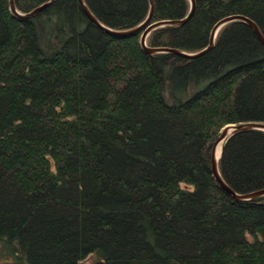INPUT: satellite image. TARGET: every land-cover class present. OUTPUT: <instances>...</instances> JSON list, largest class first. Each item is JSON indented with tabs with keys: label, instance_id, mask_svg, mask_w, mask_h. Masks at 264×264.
<instances>
[{
	"label": "trees",
	"instance_id": "obj_1",
	"mask_svg": "<svg viewBox=\"0 0 264 264\" xmlns=\"http://www.w3.org/2000/svg\"><path fill=\"white\" fill-rule=\"evenodd\" d=\"M49 0H12L27 14ZM129 31L147 0H81ZM182 25L146 48L194 54L229 16L264 39V0H193ZM187 0H152L150 22L183 19ZM140 32L112 36L77 0L17 21L0 0V264H264V196L235 201L210 170L227 125H264V48L240 22L204 54H147ZM235 194L264 189V133L223 145Z\"/></svg>",
	"mask_w": 264,
	"mask_h": 264
},
{
	"label": "water",
	"instance_id": "obj_2",
	"mask_svg": "<svg viewBox=\"0 0 264 264\" xmlns=\"http://www.w3.org/2000/svg\"><path fill=\"white\" fill-rule=\"evenodd\" d=\"M54 0H49L47 3L37 7L36 9H34L33 11L27 13V14H20L18 12L15 11L14 7H13V3L12 0H8V11L10 16L17 20V21H22L25 19H28L32 16H34L35 14H37L38 12L42 11L44 8H46L49 4H51ZM188 4H189V9L188 12L186 14V16L181 19V20H176V21H159V22H155V23H151L150 22V18H151V10H152V0H147L148 5H149V10H148V14L145 18V20L140 23L138 26H136L135 28L129 30V31H124V32H114L111 31L105 27H103L102 25H100L92 16L91 14L88 12V10L84 7L83 3L81 0H77L78 2V6L81 10V12L84 14V16L93 24L95 25L98 29H100L101 31H103L104 33H107L109 35L112 36H118V35H124V34H131V33H137L140 32V36H139V45L141 47V49L143 51H145V53L147 54H162V53H170L173 54L175 56L184 58V59H191L194 57H198L202 54H204L205 52H207L209 49H211V47L213 46V40L214 37L216 35V33L225 25L232 23V22H240L243 23L245 25H247L253 35L255 36L256 40L259 42V44L264 48V39L261 36V34L259 33L257 27L254 25V23L252 21H250L249 19L242 17V16H229L226 17L220 21H218L211 29L210 34H209V38H208V43L206 48H204L202 51L194 53V54H185L183 52L177 51V50H173V49H167V48H146L145 46V40L147 38V36L149 35L150 32H152L153 30L159 29V28H164V27H171V26H177V25H182L184 24L186 21H188L190 19V17L193 14L194 11V1L193 0H187ZM227 128H230L229 132H226ZM245 131H259V132H263L264 133V125L261 123H242V124H238V125H227L225 126L221 131L220 134L218 136V138L216 139V141L214 142L212 148H211V158H210V170H211V174L213 179L215 180V182L218 184V186L220 187V189L225 192L226 194H228L233 200L235 201H241V202H245V201H250L252 199L255 198H259L264 196V189L263 190H259L250 194H246V195H237L234 192H232L221 180L219 174H218V170H217V164L218 161L221 157V153H222V149H223V145L225 144V142L232 137L233 135L237 134V133H241V132H245ZM222 142L220 149H219V153H218V157L215 158L214 157V153H215V147L216 145Z\"/></svg>",
	"mask_w": 264,
	"mask_h": 264
},
{
	"label": "bare ground",
	"instance_id": "obj_3",
	"mask_svg": "<svg viewBox=\"0 0 264 264\" xmlns=\"http://www.w3.org/2000/svg\"><path fill=\"white\" fill-rule=\"evenodd\" d=\"M230 128H227L226 132H229ZM222 142H219L216 147H215V153H214V157L217 158L218 157V153H219V149L221 146Z\"/></svg>",
	"mask_w": 264,
	"mask_h": 264
},
{
	"label": "rangeland",
	"instance_id": "obj_4",
	"mask_svg": "<svg viewBox=\"0 0 264 264\" xmlns=\"http://www.w3.org/2000/svg\"><path fill=\"white\" fill-rule=\"evenodd\" d=\"M214 39H215V37H214ZM213 42H214V40H213Z\"/></svg>",
	"mask_w": 264,
	"mask_h": 264
}]
</instances>
